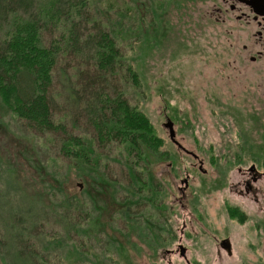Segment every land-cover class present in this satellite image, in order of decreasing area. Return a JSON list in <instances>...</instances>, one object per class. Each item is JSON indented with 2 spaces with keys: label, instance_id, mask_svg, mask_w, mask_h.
Listing matches in <instances>:
<instances>
[{
  "label": "rangeland",
  "instance_id": "obj_1",
  "mask_svg": "<svg viewBox=\"0 0 264 264\" xmlns=\"http://www.w3.org/2000/svg\"><path fill=\"white\" fill-rule=\"evenodd\" d=\"M157 1L155 18L146 16L153 23L150 36L139 33L121 45L140 79L139 87L128 89L125 97L163 142L153 149L149 162L136 150L127 153L115 139L97 147L91 163L94 176H90L104 173L110 186L90 176L84 179L83 170L69 167L61 140L90 138L94 132L85 118L68 115L73 103L58 69L49 88L50 117L63 129L43 132L25 120L1 116L2 123H10L8 128L0 125V170L13 171L20 189L30 196L58 186L51 177L37 176L33 160L47 165L81 206V210H61L64 219L46 210L42 214L33 233L45 232L41 238L53 242V251L43 253V264H264V52L258 57L261 46L254 37L255 27L206 24L205 0H159L162 7ZM59 31H43V41ZM143 35L151 38L147 47ZM251 56L256 60L251 61ZM75 60L68 54L56 67L71 73ZM119 71L125 73L124 68ZM117 82L120 87L121 81ZM78 89L83 94V88ZM166 119L173 122L176 140L195 152L198 160L170 141L163 127ZM12 130L33 141L35 156L27 153ZM129 174H141L139 183L145 187L129 183ZM4 178L0 174L2 198L10 197L8 209L16 204L18 192L12 190L5 197ZM183 180L187 188L181 193ZM150 189L153 195L148 194ZM87 195L90 206L82 203ZM52 199L60 201L58 194ZM50 201L44 199L46 207ZM82 212L89 214L83 219ZM65 223L74 224L67 238L61 237ZM77 225L89 228V233L78 232ZM4 229L8 226L0 224V240ZM224 238L230 242V255L220 247ZM24 241L34 244L36 238ZM61 243L64 248L73 244L72 257L61 255ZM178 244L186 248L189 263L179 255Z\"/></svg>",
  "mask_w": 264,
  "mask_h": 264
},
{
  "label": "trees",
  "instance_id": "obj_2",
  "mask_svg": "<svg viewBox=\"0 0 264 264\" xmlns=\"http://www.w3.org/2000/svg\"><path fill=\"white\" fill-rule=\"evenodd\" d=\"M154 1L0 0V125L4 123L5 128L9 127L8 120L3 123L1 120V116L5 118L8 115L14 121L25 120L39 131L63 129L60 121L50 117L52 99L49 88L58 69L66 96L73 103L67 114L73 113L78 119L85 118L94 132L90 138L71 136L61 140L60 150L68 158L69 167L83 170L84 179L94 176L91 163L97 147L115 139L124 144L127 153L136 150L143 156L144 162H149L147 158L153 149L163 142L153 134V128L144 114L130 105L125 97L128 89L139 87L140 79L133 59L122 54L121 45H125L126 38H138L139 33L142 35L145 32L150 36L149 28L153 23H150L151 19L147 21L146 16L155 18ZM157 2L160 7L163 6L162 1ZM144 20L147 24L143 31ZM131 22L134 27L130 26ZM45 30L49 33L60 31L45 43L42 37ZM144 43L146 47L150 45L151 38L145 37ZM68 54L78 60L70 66L71 73L56 67L58 61L61 63ZM120 68H124L125 73L119 71ZM117 80L121 81L120 87ZM79 87L83 88V94ZM12 131L17 140L25 143L27 153L35 156L33 141L19 130ZM33 161L37 176L51 177L58 186H47L41 193L28 196L20 189L13 171L6 168L0 170L2 176H7L3 183L5 197L13 191L18 192L16 204L7 209L10 197L2 198L4 192L0 190V224L8 226L0 240V264H43V253L53 251V242L41 238L45 232L33 233L42 214L46 210V213L64 219L61 210L65 212L81 207L78 206L79 200L66 193L57 175L50 172L47 165ZM140 175H130L129 183L134 184V181L140 184V188L145 187L144 183H139ZM96 176L91 180L96 179L98 184L106 187L111 185L104 173ZM149 193L153 195L154 190L150 189ZM57 194L60 201L52 199ZM87 197L84 198L86 203H82L90 206L91 200L89 195ZM45 198L52 200L47 207ZM121 212L122 215L128 214L126 210ZM85 214L89 213L82 212L79 216L84 219ZM73 225L65 223L61 237L67 238ZM80 225H77L78 232L81 229L83 234L89 233L91 224L89 228H80ZM31 237L36 238L34 244L24 241V238ZM64 238L61 241H65ZM62 243L58 245L61 255L68 258L67 255L71 254L72 257L76 250L75 247L70 249L73 244L64 248L62 245L66 244Z\"/></svg>",
  "mask_w": 264,
  "mask_h": 264
},
{
  "label": "flooded vegetation",
  "instance_id": "obj_3",
  "mask_svg": "<svg viewBox=\"0 0 264 264\" xmlns=\"http://www.w3.org/2000/svg\"><path fill=\"white\" fill-rule=\"evenodd\" d=\"M206 6L202 10V20L209 25L217 26H235L241 25L244 27H255L254 37L256 38V43L261 46V50L257 51L258 57H261L264 52V0H205ZM243 49H247L244 45ZM251 61H255L256 58L251 56ZM185 153V152H184ZM195 152L188 150L187 153L190 155ZM198 160L197 158H194ZM200 169L202 170V161L199 160ZM251 170V169H250ZM248 188L250 189V184L247 182ZM187 188V180H183V189L180 190L184 193ZM132 205V204H131ZM129 205L125 208L130 209ZM227 239V238H224ZM181 247L184 248V253L181 254ZM220 247H222L220 242ZM230 250L227 251L228 255L231 254V245L229 242ZM167 254H171L173 250H166ZM178 253L185 259L186 263H189L186 258V248L182 244H178Z\"/></svg>",
  "mask_w": 264,
  "mask_h": 264
},
{
  "label": "water",
  "instance_id": "obj_4",
  "mask_svg": "<svg viewBox=\"0 0 264 264\" xmlns=\"http://www.w3.org/2000/svg\"><path fill=\"white\" fill-rule=\"evenodd\" d=\"M163 127L166 128L168 130V137L170 139V141L181 151L187 153V149H185L175 138V130L173 128V122L170 119H166V122L163 123ZM193 158H197V155L191 153L190 154ZM253 168V167H252ZM221 245L224 249H226L227 251L230 250L229 247V240L228 239H223L221 241ZM184 253V248L181 247V254Z\"/></svg>",
  "mask_w": 264,
  "mask_h": 264
}]
</instances>
